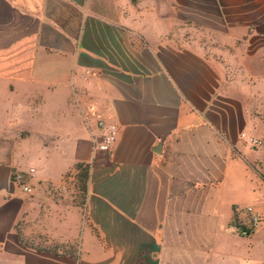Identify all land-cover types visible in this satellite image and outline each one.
Wrapping results in <instances>:
<instances>
[{
	"label": "crops",
	"instance_id": "crops-1",
	"mask_svg": "<svg viewBox=\"0 0 264 264\" xmlns=\"http://www.w3.org/2000/svg\"><path fill=\"white\" fill-rule=\"evenodd\" d=\"M248 206L264 0H0V264H264Z\"/></svg>",
	"mask_w": 264,
	"mask_h": 264
},
{
	"label": "built area",
	"instance_id": "built-area-1",
	"mask_svg": "<svg viewBox=\"0 0 264 264\" xmlns=\"http://www.w3.org/2000/svg\"><path fill=\"white\" fill-rule=\"evenodd\" d=\"M98 126L103 135L101 142L95 146L94 158L91 162V165L97 161L98 155L100 153H109L112 150L119 135V128L116 124L100 121ZM240 138L253 148H258L263 145V141L261 139H257L246 132H242L240 134ZM68 176V178L71 180L74 175L70 174ZM35 177L36 170L34 168L30 169L28 172L14 171L12 174L13 183L16 184L26 194H32L34 192L35 188L32 184V181ZM241 212L243 213L244 219H242L241 222L240 233L244 236L250 237L262 227L264 224V219L262 215L258 213L257 210L252 206L241 209L240 213Z\"/></svg>",
	"mask_w": 264,
	"mask_h": 264
},
{
	"label": "rangeland",
	"instance_id": "rangeland-1",
	"mask_svg": "<svg viewBox=\"0 0 264 264\" xmlns=\"http://www.w3.org/2000/svg\"><path fill=\"white\" fill-rule=\"evenodd\" d=\"M199 35H200V36L202 35V37L205 35V34H204V31H203L202 29H199L198 36H199Z\"/></svg>",
	"mask_w": 264,
	"mask_h": 264
}]
</instances>
